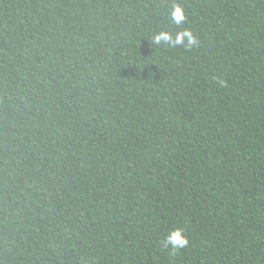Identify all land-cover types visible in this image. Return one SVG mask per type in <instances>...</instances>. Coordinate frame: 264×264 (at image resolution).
Instances as JSON below:
<instances>
[{"label": "trees", "instance_id": "1", "mask_svg": "<svg viewBox=\"0 0 264 264\" xmlns=\"http://www.w3.org/2000/svg\"><path fill=\"white\" fill-rule=\"evenodd\" d=\"M0 264H264V0H0Z\"/></svg>", "mask_w": 264, "mask_h": 264}, {"label": "clouds", "instance_id": "2", "mask_svg": "<svg viewBox=\"0 0 264 264\" xmlns=\"http://www.w3.org/2000/svg\"><path fill=\"white\" fill-rule=\"evenodd\" d=\"M168 20L172 25H175L181 30L173 32L162 28L152 33L150 39L152 49L156 48L163 50L183 48L185 50H191L199 47L200 42L197 36L190 28L183 27V25L187 23V16L181 4L173 3L168 12ZM220 83L223 84L222 81ZM161 243L164 249H171L172 253H175L186 248L189 244V239L183 228H177L169 231Z\"/></svg>", "mask_w": 264, "mask_h": 264}]
</instances>
